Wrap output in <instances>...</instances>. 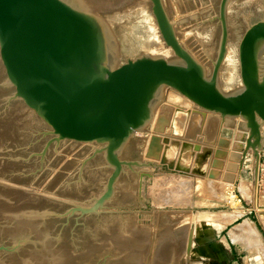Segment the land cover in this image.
Masks as SVG:
<instances>
[{"label":"water","instance_id":"obj_1","mask_svg":"<svg viewBox=\"0 0 264 264\" xmlns=\"http://www.w3.org/2000/svg\"><path fill=\"white\" fill-rule=\"evenodd\" d=\"M217 20L208 67L181 44L162 0H0V264H179L181 252L111 207L125 169L162 168L123 155L167 89L201 126L239 121L232 159L242 170L251 154L258 189L264 0H220ZM217 147L214 156L229 143ZM195 241L189 234L188 258Z\"/></svg>","mask_w":264,"mask_h":264},{"label":"rangeland","instance_id":"obj_2","mask_svg":"<svg viewBox=\"0 0 264 264\" xmlns=\"http://www.w3.org/2000/svg\"><path fill=\"white\" fill-rule=\"evenodd\" d=\"M162 1L172 20V23L175 25L177 36L183 46L198 61L210 67V58L216 54L221 36V26L217 20L219 17L220 0ZM164 98L175 102L176 104L175 106H171L166 105V102H163V105L157 109V113L155 115L158 116L163 112L169 114H166L165 117L167 116L169 118L170 116L169 124L165 127V130L160 136L161 144L162 139L165 142H163L164 146L162 150H160L161 152L159 151L160 153L157 155L154 154L152 155V158H148L147 154L149 152V147L147 145H149L150 139H148V137H141L140 139L142 140L144 138V144H141L138 140L133 141L125 149L123 155V160L140 162L151 161L159 166H162V168H146L145 172H151V177L137 175V173H140V170L137 168H134V171L132 172L129 169H125V173L116 185L111 207L165 243H171L170 245L174 247V249L177 247L179 250H176L181 252L179 264H204L200 262V257L196 251L198 242L202 243L205 240H209L211 242L215 239L216 235L223 236L224 233L218 231L213 235H203V237H199L193 244L195 249L193 248L189 258L186 255V242L188 235L190 234L191 236L197 238L201 229H210L199 221L202 219V216L204 219V216L208 214L216 216V214L234 210L238 207H245V204L248 201H245L238 189L233 186L232 188L235 196L238 201L240 200V204L231 203L228 200L229 197L227 196L226 198L227 194L225 193L226 191H224L225 199L211 202L209 204L210 207L206 210H194V206L198 207L200 203L194 201L193 198L192 200L188 199L190 196L193 197L194 186L191 180L193 178L192 176H189V173H196L199 177L204 176L202 173L204 164L201 161L202 150L200 148L202 147V144L195 143V140L193 139L195 135H198L199 137H202L203 135L201 130L203 125L200 127L202 120L201 122L199 121V123L194 122L193 116L188 113L189 109L186 108L187 103L189 106L191 105L190 102L178 93L167 89L165 90ZM177 102L182 103L183 105L178 104ZM192 109L191 113H193ZM177 117L183 118L182 124H179L176 121ZM197 131H200L201 133L199 132V134H196ZM137 144L139 145V148L137 147ZM170 151L172 152L170 153ZM166 157L169 159L166 160ZM197 162H199V164ZM189 165L192 166V168ZM198 179L200 180V178ZM182 180H188L192 184L189 185V190H185V188L183 189V185L180 182ZM262 190L263 189H259L261 192ZM251 194H253V192ZM158 203H163V205H159ZM216 218L217 217H214L212 219ZM216 221L217 220H214L212 223ZM232 227L233 226H231V228ZM231 228L229 227L226 232H229ZM166 236L168 238H166ZM169 237H171L170 239L172 240L167 242ZM206 247L209 248L210 246L206 245L203 249ZM208 250L210 251V249Z\"/></svg>","mask_w":264,"mask_h":264},{"label":"crops","instance_id":"obj_3","mask_svg":"<svg viewBox=\"0 0 264 264\" xmlns=\"http://www.w3.org/2000/svg\"><path fill=\"white\" fill-rule=\"evenodd\" d=\"M178 104H182V103H178ZM187 107L190 109L188 113L193 116L194 121L199 123L200 120L201 122L202 120L200 119L201 116L191 113V109L193 108L192 109L193 111L194 106L191 104L189 107V104L187 103L186 108ZM166 114L167 113L162 112L161 114L156 116L152 128L149 130L148 133L149 136L147 134L144 138L148 137V139H151L152 136L156 135L157 138L160 140V136L162 135L161 133L165 130V127L169 124L170 121V116L169 118L166 116L167 117L166 118L165 117ZM176 121L179 124H182L183 118L180 119L177 117ZM206 122H205L206 124L204 123L203 128H201L203 132L202 137L195 135L193 138L195 140V143L202 144V147H200L201 150L206 148L204 151H202L204 152V157L202 154V159H204V161H202L201 159L202 163L204 164V169L202 168L203 169L202 173L204 176L199 177L197 176L198 174L196 173L193 172L189 173V176H192L193 178L191 180L194 186H193V197L190 196L188 199L192 200L193 198L194 201L200 203L199 205L197 204L198 207L194 206V210L208 209L210 207L209 204L211 202L220 201L221 198L223 199L225 188L227 187V184H230L229 182L227 183L224 180V177L226 176V174L229 173L231 174V176L229 175V178L235 179V183L233 186H235L238 189L243 199L248 202L245 204L246 205L245 207H238L235 208L234 210H229L221 214H216V216L214 215L212 216L208 214L204 216V219L202 216V219H200L199 221L202 222L204 226L209 227L211 230L210 229L205 230V228L201 229L199 231L200 233H198V237L196 238V241L199 237H203V235H213L218 231L224 233V235L223 236L216 235L215 239L212 240L211 242L209 240H205L202 243L198 242L197 244L198 247H196V251L198 252V255L200 257V262L204 264H264V152L261 153L259 186L258 189H256L253 181V170H254L253 167L255 164H253L254 160L251 157V154L248 155L242 170L239 169V163L233 160L231 156L233 152L237 151L236 153H238L240 150L238 149V147H235L234 144L237 141L236 139L239 138L236 137L237 134L242 136L241 138H239V140H243L244 137L243 135H241L242 132L239 131V121H234L233 123H231L230 126L222 125L221 121L217 118H212L210 120L208 119ZM200 127H201V123H200ZM154 131L157 133H155ZM199 132L200 131H197L196 134H199ZM141 137L142 135H139L136 140H138V138L140 139ZM199 138L207 139L209 142L215 143V145L209 147L203 146L205 145L203 143L204 140L203 139L200 140ZM221 139H224L229 143V149L225 148V151L227 152L228 156H226L227 159L223 161V166L221 170L218 169L211 170V162L213 160L214 152L217 148V143ZM138 141L141 142L142 140H138ZM159 142L161 143V141ZM162 142H164L163 139ZM158 146L160 151L162 150L164 145L163 143L160 145L158 143ZM207 150L209 152L208 154H207ZM159 151L156 152V150L154 149L153 152L152 151L151 152L152 154L154 153L155 155H157L158 153L161 152ZM205 153L207 154V156L205 155ZM210 153L211 155H209ZM166 159L169 158L166 157ZM190 167L192 168V166ZM210 175L212 176V178H210ZM198 178H200V180ZM188 182H189L188 180L184 181V184H182L183 189L185 188V190H189V185L192 184ZM205 188L208 191L205 190ZM259 189H263L262 192L259 191ZM250 192L251 193L253 192V194H251ZM257 207L259 208V210ZM202 213H208V212H202ZM214 217L217 218L212 219ZM214 220L217 221L213 222L214 223L213 224L212 221ZM231 226L233 227L231 228ZM229 227L231 228L230 231L226 232ZM206 245L210 247L209 248L206 247L205 249H203V247H205ZM208 249H210V251Z\"/></svg>","mask_w":264,"mask_h":264},{"label":"bare ground","instance_id":"obj_4","mask_svg":"<svg viewBox=\"0 0 264 264\" xmlns=\"http://www.w3.org/2000/svg\"><path fill=\"white\" fill-rule=\"evenodd\" d=\"M193 16V15H192ZM172 21V20H171ZM177 23V22H176ZM175 23V24H176ZM185 33H187V32H185ZM184 33V34H185ZM189 33V32H188ZM191 34V33H190ZM181 42V41H180ZM181 44H182V42H181ZM215 57H216V54L212 57V58H210L211 59V61H213V60H215ZM172 93V92H171ZM174 95V94H173ZM169 100H166L165 98H164V102H166V105H171V106H175V102H172V101H169ZM189 102V101H188ZM165 104V103H164ZM191 104V103H190ZM190 107V106H189ZM166 108V107H165ZM188 108V107H187ZM189 109V108H188ZM160 110V109H159ZM190 110V109H189ZM157 113V112H156ZM184 117V116H183ZM181 119V118H180ZM200 119H202V118H200ZM199 120V119H198ZM210 120V119H209ZM216 120V119H215ZM193 121V120H192ZM200 121V120H199ZM195 122V121H194ZM154 123V122H153ZM207 123V122H206ZM205 123V124H206ZM215 123V122H214ZM153 125V124H152ZM204 126V125H203ZM216 127V126H215ZM152 128V126L150 127V129ZM181 128V127H180ZM149 129V130H150ZM153 130V129H152ZM161 131V130H160ZM155 132V131H154ZM149 133V132H148ZM155 133H157V132H155ZM162 134V133H161ZM148 136H149V134H148ZM239 137V136H238ZM163 138V137H162ZM138 140H142V139H139L138 138ZM159 141H161V139L159 140ZM163 143V142H162ZM165 143V142H164ZM161 144V143H160ZM171 145V144H170ZM148 146V145H147ZM157 147H159V146H157ZM169 148V147H168ZM176 148V147H175ZM217 148H219V147H217ZM155 150H157L156 148H154ZM172 149V148H171ZM206 149V148H205ZM205 149H203L202 151H204ZM228 149H229V147H228ZM177 151V150H176ZM210 151V150H209ZM153 152V151H152ZM151 151L149 152L150 154L152 153ZM167 152V151H166ZM172 151H170V153H171ZM221 152L222 153H219L217 156H213V160H216L214 163H213V160H212V162H211V170L212 169H218V170H221L222 169V166H223V161L225 160V159H227V157L226 156H228L227 155V152L225 151V149H221ZM168 153V152H167ZM174 153V152H173ZM176 153V152H175ZM201 153V152H200ZM209 152H208V150H207V154H208ZM154 154V153H153ZM152 154V155H153ZM166 154V153H165ZM169 154V153H168ZM194 154H195V150H194ZM202 154H203V157H204V152H202ZM207 154L205 153V155L207 156ZM151 155V156H152ZM209 155H211V153L209 154ZM208 155V156H209ZM171 156H172V154H171ZM199 156H201V155H199ZM232 156V155H231ZM173 158H174V156H172ZM193 157H194V155H193ZM197 157V156H196ZM179 158V157H178ZM199 158V157H198ZM211 158V157H210ZM167 160V159H166ZM209 160V159H208ZM202 161H204V159L202 160ZM198 164H199V162H197ZM253 164H255V162L253 163ZM177 165V164H176ZM190 166V165H189ZM199 167V166H198ZM254 167H255V165H254ZM253 167V168H254ZM204 169V168H203ZM192 170V169H191ZM214 177V176H213ZM210 178H212V176L210 175ZM225 180V179H224ZM185 181V180H184ZM184 181H180L181 182V184H184ZM226 181V180H225ZM187 182V181H186ZM189 183V182H188ZM228 183V182H227ZM226 183V184H227ZM211 185V184H210ZM233 185L234 184H232V183H230V184H227V187L225 188L226 190V198H227V196L229 197L228 198V200L232 203H235V204H237V203H239L240 204V202L238 201V199L236 198V196H235V193H234V190H233ZM186 186V185H185ZM184 186V187H185ZM200 186H202V185H200ZM203 186H204V184H203ZM198 187H199V185H198ZM199 189V188H198ZM200 189H202V188H200ZM208 189H209V187H208ZM205 190H207L206 188H205ZM204 190V191H205ZM212 190V189H211ZM215 190V189H214ZM201 191V190H200ZM208 191V190H207ZM210 191V190H209ZM213 191V190H212ZM214 192V191H213ZM216 193V192H215ZM208 194V193H207ZM211 194V193H210ZM214 194V193H213ZM210 196V195H209ZM215 196H216V194H215ZM218 197V196H217ZM219 199V198H218ZM218 199H216V200H218ZM222 199V198H221ZM223 199H225V196H224V194H223ZM224 201V200H223ZM227 201V200H226ZM229 201H228V203H229ZM235 201V202H234ZM159 204V203H158ZM238 204V205H239ZM159 205H163V203L162 204H159ZM166 205V204H165ZM234 207V206H233ZM165 233H167V232H165ZM170 233V232H169ZM164 235V234H163ZM166 235H168V234H166ZM166 238H168L167 236H166ZM171 237H169V239L167 240V242H169V240H172V239H170ZM171 243H169L168 245H170ZM174 245V244H173ZM171 246V245H170ZM172 247V246H171ZM174 248V247H173ZM176 249H178L177 247H176ZM179 250V249H178Z\"/></svg>","mask_w":264,"mask_h":264},{"label":"built area","instance_id":"obj_5","mask_svg":"<svg viewBox=\"0 0 264 264\" xmlns=\"http://www.w3.org/2000/svg\"><path fill=\"white\" fill-rule=\"evenodd\" d=\"M239 202H240V200H239Z\"/></svg>","mask_w":264,"mask_h":264}]
</instances>
